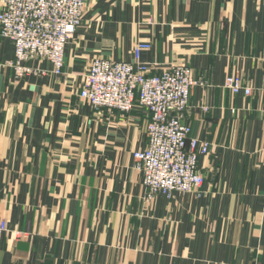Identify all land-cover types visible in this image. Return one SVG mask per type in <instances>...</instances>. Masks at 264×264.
Listing matches in <instances>:
<instances>
[{
  "label": "crops",
  "instance_id": "0c3cea01",
  "mask_svg": "<svg viewBox=\"0 0 264 264\" xmlns=\"http://www.w3.org/2000/svg\"><path fill=\"white\" fill-rule=\"evenodd\" d=\"M2 3L0 0V10ZM189 66L201 196L146 197L148 111L80 98L92 61ZM0 37V264H264V0H86L63 73L18 77ZM238 75L252 95L232 94Z\"/></svg>",
  "mask_w": 264,
  "mask_h": 264
},
{
  "label": "built area",
  "instance_id": "2783aa9c",
  "mask_svg": "<svg viewBox=\"0 0 264 264\" xmlns=\"http://www.w3.org/2000/svg\"><path fill=\"white\" fill-rule=\"evenodd\" d=\"M0 37L14 47L15 59L6 64L18 77L44 75L31 66L46 61L55 74H62L65 50L82 25L86 0H1ZM152 45L139 42L134 61H92L83 82L80 98L94 110L130 113L138 105L148 111L146 149L135 153L143 178L146 197L162 194L171 198L176 192L201 196L204 176L198 169L199 157L207 154L209 144L191 138V126L183 116L190 107L192 89L206 86L194 77L189 66H172L153 74L141 62L142 53ZM225 88L232 94L252 95L238 75L226 78ZM8 232L0 223V239Z\"/></svg>",
  "mask_w": 264,
  "mask_h": 264
},
{
  "label": "rangeland",
  "instance_id": "374dc122",
  "mask_svg": "<svg viewBox=\"0 0 264 264\" xmlns=\"http://www.w3.org/2000/svg\"><path fill=\"white\" fill-rule=\"evenodd\" d=\"M86 75V74H85ZM120 112V111H119ZM159 195V194H158ZM162 195V194H161ZM157 196V195H156ZM155 197V196H154Z\"/></svg>",
  "mask_w": 264,
  "mask_h": 264
}]
</instances>
